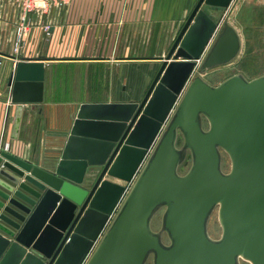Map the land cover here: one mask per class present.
<instances>
[{"label":"water","instance_id":"95a60500","mask_svg":"<svg viewBox=\"0 0 264 264\" xmlns=\"http://www.w3.org/2000/svg\"><path fill=\"white\" fill-rule=\"evenodd\" d=\"M231 1L197 2L140 102L82 105L54 171L0 152V264H264V74L201 75L240 53L236 28L203 7ZM43 77L18 62L13 101Z\"/></svg>","mask_w":264,"mask_h":264},{"label":"crops","instance_id":"0c3cea01","mask_svg":"<svg viewBox=\"0 0 264 264\" xmlns=\"http://www.w3.org/2000/svg\"><path fill=\"white\" fill-rule=\"evenodd\" d=\"M198 1L68 0L45 13H30V29L17 47L21 9L12 0H0V142L9 143L6 152L54 171L82 105L105 107L144 98L161 57ZM205 11L216 19V7L206 6ZM47 24L50 35L44 31ZM20 61L44 65L43 86L22 88L19 102H14V73Z\"/></svg>","mask_w":264,"mask_h":264},{"label":"rangeland","instance_id":"374dc122","mask_svg":"<svg viewBox=\"0 0 264 264\" xmlns=\"http://www.w3.org/2000/svg\"><path fill=\"white\" fill-rule=\"evenodd\" d=\"M203 7L205 8L206 5ZM216 22L219 26L228 22L236 28L241 38V50L238 56L228 64L205 70L201 75L210 83L217 85L235 73H242L249 79L264 74V0H232L228 7H216ZM48 26L51 30L50 24H47L44 27L45 32ZM181 144L182 141L179 140V146ZM190 164L191 159L188 156L182 163L180 172L185 173ZM223 168L225 171L230 169V160L225 153L223 154ZM162 212L163 210H160L154 218L155 230L161 227ZM209 231L214 238L221 235L222 229L217 210L214 211L209 221ZM164 239L168 242L166 236ZM147 264H153L152 258Z\"/></svg>","mask_w":264,"mask_h":264},{"label":"built area","instance_id":"2783aa9c","mask_svg":"<svg viewBox=\"0 0 264 264\" xmlns=\"http://www.w3.org/2000/svg\"><path fill=\"white\" fill-rule=\"evenodd\" d=\"M21 9L20 21L17 25V37L16 46L20 47L23 44L24 38L30 29V19L29 15L35 11H41L43 13L47 12L52 5H63L68 2V0H12ZM47 34H50V27H46ZM216 33V31H215ZM199 62L201 60H198ZM10 148L9 143L0 142V152L6 151Z\"/></svg>","mask_w":264,"mask_h":264}]
</instances>
